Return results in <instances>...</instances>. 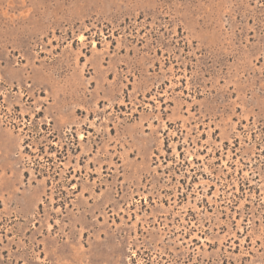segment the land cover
Masks as SVG:
<instances>
[{"label":"rangeland","instance_id":"obj_1","mask_svg":"<svg viewBox=\"0 0 264 264\" xmlns=\"http://www.w3.org/2000/svg\"><path fill=\"white\" fill-rule=\"evenodd\" d=\"M0 264H264V0H0Z\"/></svg>","mask_w":264,"mask_h":264}]
</instances>
